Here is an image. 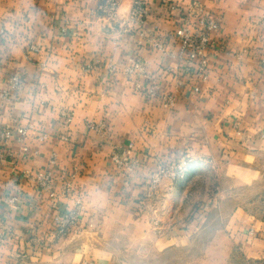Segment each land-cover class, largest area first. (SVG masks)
<instances>
[{
    "label": "clouds",
    "instance_id": "1",
    "mask_svg": "<svg viewBox=\"0 0 264 264\" xmlns=\"http://www.w3.org/2000/svg\"><path fill=\"white\" fill-rule=\"evenodd\" d=\"M0 264H264V0H0Z\"/></svg>",
    "mask_w": 264,
    "mask_h": 264
}]
</instances>
